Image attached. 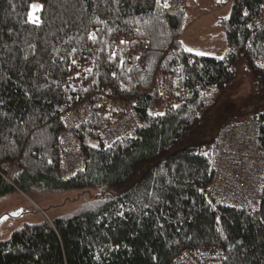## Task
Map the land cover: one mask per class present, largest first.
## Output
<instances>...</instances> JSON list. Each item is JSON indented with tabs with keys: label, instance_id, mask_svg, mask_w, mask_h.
Returning a JSON list of instances; mask_svg holds the SVG:
<instances>
[{
	"label": "trees",
	"instance_id": "trees-1",
	"mask_svg": "<svg viewBox=\"0 0 264 264\" xmlns=\"http://www.w3.org/2000/svg\"><path fill=\"white\" fill-rule=\"evenodd\" d=\"M169 1L0 0V201L19 191L84 199L0 238V264H174L186 249L217 246L224 264H264V186L252 211L207 192L223 127L258 118L264 156V0H231L220 56L185 46L189 14ZM33 2L42 3L37 21ZM238 60L254 78L249 114L207 134L209 89L234 84ZM102 96L140 118L110 144ZM68 128L84 163L64 176ZM5 163L16 167L12 181Z\"/></svg>",
	"mask_w": 264,
	"mask_h": 264
},
{
	"label": "built area",
	"instance_id": "built-area-1",
	"mask_svg": "<svg viewBox=\"0 0 264 264\" xmlns=\"http://www.w3.org/2000/svg\"><path fill=\"white\" fill-rule=\"evenodd\" d=\"M169 6L173 9H182L183 0H170ZM137 53L142 55L138 51ZM260 60L264 65V50ZM165 78L160 75V91L166 103ZM67 82L71 85L76 83L71 77ZM100 108L105 115L108 113L109 123L103 135L107 144L125 134L127 129L133 128V120L129 119L131 115L138 119L136 123H140V118L130 104L102 96ZM127 111L131 113L128 117H126ZM259 126V119L254 118L246 122L229 124L219 132L218 170L207 187V192L214 202L229 204L247 211H252L259 205L264 186V156L258 147ZM59 151L64 176H69L83 167L84 152L76 144L71 128L60 134ZM3 166L5 177L12 181L16 167L9 163ZM251 183L255 185L254 192L250 189ZM224 259V250L219 246L208 249L193 247L177 255L173 262L174 264H224Z\"/></svg>",
	"mask_w": 264,
	"mask_h": 264
},
{
	"label": "rangeland",
	"instance_id": "rangeland-1",
	"mask_svg": "<svg viewBox=\"0 0 264 264\" xmlns=\"http://www.w3.org/2000/svg\"><path fill=\"white\" fill-rule=\"evenodd\" d=\"M36 5V3L32 4L31 12L37 15L40 6ZM183 6L189 14L187 27L181 35L183 43L189 49L201 50L205 54L223 55L226 50V39L219 19L229 14L231 0H183ZM146 46L145 40H139L137 51L144 55ZM236 66L237 79L234 84L226 89H209L213 101L211 102L212 114L209 118L211 121L208 124L207 134L216 136L219 128L226 121L241 120L249 114V105L253 98L254 78L245 70L241 60L237 61ZM129 115L131 113L127 111L126 117ZM129 119H132L134 124L138 121L132 115ZM197 138L198 134H195L183 142L187 143ZM250 189L254 192V183H251ZM78 193L74 190L32 194L19 191V193L0 201V214L19 206L29 209L21 216L9 217L5 220L0 227V238L8 237L14 228L25 221L34 222L72 210L84 200ZM216 253L219 255L218 251Z\"/></svg>",
	"mask_w": 264,
	"mask_h": 264
},
{
	"label": "water",
	"instance_id": "water-1",
	"mask_svg": "<svg viewBox=\"0 0 264 264\" xmlns=\"http://www.w3.org/2000/svg\"><path fill=\"white\" fill-rule=\"evenodd\" d=\"M29 211L28 208H25L24 206H19L16 208H12L9 210H6L4 212H2L0 214V226L2 225V223L7 220L9 217H17V216H21L24 213H27Z\"/></svg>",
	"mask_w": 264,
	"mask_h": 264
},
{
	"label": "crops",
	"instance_id": "crops-1",
	"mask_svg": "<svg viewBox=\"0 0 264 264\" xmlns=\"http://www.w3.org/2000/svg\"><path fill=\"white\" fill-rule=\"evenodd\" d=\"M216 2V1H215ZM34 3H36L37 5L36 6H40V11L37 13V15H36V13H32L31 12V9H30V19L32 20V21H37V20H39V18H40V14H41V9H42V3L41 2H33V4ZM216 3H221L220 1H217ZM223 6V5H222ZM221 6V7H222ZM31 7H32V5H31ZM219 7H220V5H219ZM213 12H215V11H213ZM209 13H211V12H209ZM186 46V45H185ZM187 47V46H186ZM188 48V47H187ZM189 49V48H188ZM226 49V48H225ZM189 50H191V51H194V52H201V50H194V49H189ZM225 52V51H224ZM202 53V52H201Z\"/></svg>",
	"mask_w": 264,
	"mask_h": 264
},
{
	"label": "bare ground",
	"instance_id": "bare-ground-1",
	"mask_svg": "<svg viewBox=\"0 0 264 264\" xmlns=\"http://www.w3.org/2000/svg\"><path fill=\"white\" fill-rule=\"evenodd\" d=\"M124 137V136H123ZM100 140V139H99ZM117 141V140H116ZM111 148V147H110ZM107 151V150H106ZM17 186V185H16Z\"/></svg>",
	"mask_w": 264,
	"mask_h": 264
},
{
	"label": "snow or ice",
	"instance_id": "snow-or-ice-1",
	"mask_svg": "<svg viewBox=\"0 0 264 264\" xmlns=\"http://www.w3.org/2000/svg\"><path fill=\"white\" fill-rule=\"evenodd\" d=\"M262 67H264V65H262Z\"/></svg>",
	"mask_w": 264,
	"mask_h": 264
}]
</instances>
